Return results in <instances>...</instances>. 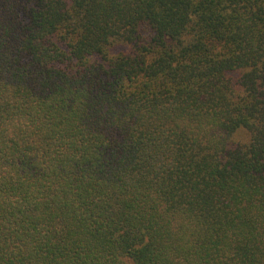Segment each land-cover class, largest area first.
Returning a JSON list of instances; mask_svg holds the SVG:
<instances>
[{
    "label": "trees",
    "instance_id": "16d2710c",
    "mask_svg": "<svg viewBox=\"0 0 264 264\" xmlns=\"http://www.w3.org/2000/svg\"><path fill=\"white\" fill-rule=\"evenodd\" d=\"M0 264H264V0H0Z\"/></svg>",
    "mask_w": 264,
    "mask_h": 264
}]
</instances>
